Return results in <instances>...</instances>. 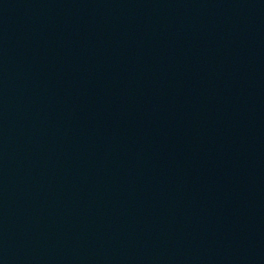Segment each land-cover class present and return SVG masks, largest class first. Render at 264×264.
Listing matches in <instances>:
<instances>
[{"label":"water","instance_id":"95a60500","mask_svg":"<svg viewBox=\"0 0 264 264\" xmlns=\"http://www.w3.org/2000/svg\"><path fill=\"white\" fill-rule=\"evenodd\" d=\"M0 264H264V0H0Z\"/></svg>","mask_w":264,"mask_h":264}]
</instances>
